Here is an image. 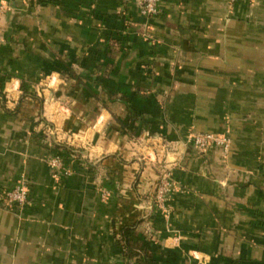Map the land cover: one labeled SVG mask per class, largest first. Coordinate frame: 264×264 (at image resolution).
<instances>
[{
    "label": "crops",
    "instance_id": "crops-1",
    "mask_svg": "<svg viewBox=\"0 0 264 264\" xmlns=\"http://www.w3.org/2000/svg\"><path fill=\"white\" fill-rule=\"evenodd\" d=\"M0 1V264H264V0Z\"/></svg>",
    "mask_w": 264,
    "mask_h": 264
},
{
    "label": "built area",
    "instance_id": "built-area-1",
    "mask_svg": "<svg viewBox=\"0 0 264 264\" xmlns=\"http://www.w3.org/2000/svg\"><path fill=\"white\" fill-rule=\"evenodd\" d=\"M236 2L237 0H231ZM137 6L142 15L147 19H154L161 13L162 0H136ZM11 5L7 2L0 1V20L9 12ZM188 142L200 153H206L209 150L220 149L227 153L231 146V140L227 135L211 134V133H197L193 132ZM74 141L69 145H73ZM50 166L56 171H66L65 160L61 157H55L50 160ZM175 183L169 171L164 169L160 171V182L156 192V204L162 209L166 210V203L169 196L173 192ZM29 191L27 184L23 181L16 185L12 190L5 194V203L9 208L22 207L28 203Z\"/></svg>",
    "mask_w": 264,
    "mask_h": 264
},
{
    "label": "trees",
    "instance_id": "trees-1",
    "mask_svg": "<svg viewBox=\"0 0 264 264\" xmlns=\"http://www.w3.org/2000/svg\"><path fill=\"white\" fill-rule=\"evenodd\" d=\"M64 148L65 150L71 153L75 151L73 148H68V147H64ZM60 157L65 160V156L61 155ZM124 234H125L124 236H127V231H125ZM125 244H126V250H125L126 254L132 258H135V264H154L148 259V257L144 256L142 253L135 250L133 247L129 246L128 242H126Z\"/></svg>",
    "mask_w": 264,
    "mask_h": 264
}]
</instances>
